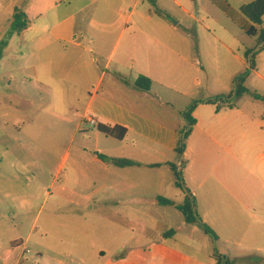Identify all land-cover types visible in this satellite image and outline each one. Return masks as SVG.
<instances>
[{"label":"rangeland","instance_id":"rangeland-1","mask_svg":"<svg viewBox=\"0 0 264 264\" xmlns=\"http://www.w3.org/2000/svg\"><path fill=\"white\" fill-rule=\"evenodd\" d=\"M235 1L229 0L232 6L220 1L222 11L212 0L205 10L192 9L207 26L200 32V53L187 63L161 66L172 74L171 81L155 80L154 90L171 104L159 107L155 103V110L144 106L141 113L158 122H168L172 114L183 134L187 128L184 112L192 102L233 93L235 78L247 74V91L233 98L232 105L264 121V39H260L264 15L262 24L256 25L233 6L240 0ZM140 7L155 9L149 0H143ZM173 8L192 22L180 7ZM252 28L254 36L248 33ZM247 50L257 53L246 56ZM10 76H0L4 89L0 94V264L13 257L20 264H264V157H259V148L242 158L233 175L227 161V186L220 189L215 206L198 208L216 232L214 239L199 226L186 223L175 207L150 202L164 191L158 171H146L143 192H139L144 203L131 202L128 208L98 205L85 198L90 189L74 174L75 159L78 155L92 158L94 153L109 155L112 150L107 144H119L88 122L89 118L100 122L96 112L85 109L95 80L84 98L64 97L58 114L48 92L40 96L35 89L32 104L23 100L16 90L22 85L17 78L12 81L14 92L7 95L4 86ZM106 82L104 78L101 93ZM257 130L264 137V128ZM240 146L247 145L241 142ZM174 162L187 183L188 162L184 169L180 158ZM87 174H92L91 169ZM180 191L171 186L167 193L180 203V196L176 198ZM105 195L99 192L97 197ZM126 214L137 217L130 221ZM170 229L173 234L167 233Z\"/></svg>","mask_w":264,"mask_h":264},{"label":"crops","instance_id":"crops-1","mask_svg":"<svg viewBox=\"0 0 264 264\" xmlns=\"http://www.w3.org/2000/svg\"><path fill=\"white\" fill-rule=\"evenodd\" d=\"M142 1L0 0V76L7 78V73L11 74L4 86L7 95L15 90L14 78L19 79L22 85L16 90L30 104L34 102L35 89L40 96L50 93L56 106L53 111L58 114V105H64V97L84 98L90 83L96 81L85 109L97 113L100 120L97 126H120L127 131L122 140L99 132L119 143L107 144L112 153L100 156L127 159L135 164L120 167L102 161L97 153L92 158L78 155L72 169L89 186L86 199L98 205L111 203L128 208L131 202L144 203L139 192H143L146 171H158L162 176L159 184H165L164 191L153 202L149 201L173 206L156 202L158 197H163L179 205L185 199V191L176 194V198H181L180 203L167 192L171 186L180 188L171 167L180 158L182 169L188 162L187 183H184L195 197L197 211L199 206L207 210L215 206L220 189L227 186V161L233 175L242 158L249 157L254 149L259 148V157H264V137L257 134L258 127L264 128V121L258 122L236 105L200 103L192 111L195 124L185 140L184 153L179 155L175 144L183 134L178 131L172 114L168 122H158L141 113V107L153 106L155 110L158 109L155 103L159 107L170 106L154 90V81H171L168 77L172 74L162 65L173 61L187 63L192 55L200 53V32L207 26L191 11L195 6L205 10L211 0H149L155 8L153 11L141 8ZM212 1L222 11L220 1L224 0ZM252 1L240 0L233 6L241 12V6ZM174 5L192 22L176 14ZM17 11L24 15L19 21L28 22L20 31L13 30ZM140 77L149 80L144 82L146 87L137 85ZM104 78L107 82L101 93ZM3 90L0 85V94ZM241 142L247 146L242 148ZM90 169L91 175L87 174ZM259 175L257 181L262 182ZM99 192L106 194L104 198L97 197ZM134 192L137 195L131 198ZM126 216L130 221L137 217ZM199 216L207 223L205 215ZM2 264L20 263L13 257Z\"/></svg>","mask_w":264,"mask_h":264},{"label":"trees","instance_id":"trees-1","mask_svg":"<svg viewBox=\"0 0 264 264\" xmlns=\"http://www.w3.org/2000/svg\"><path fill=\"white\" fill-rule=\"evenodd\" d=\"M241 12L248 17L254 24L256 25H261L262 24V17L264 15V0H254L250 3L244 4L241 6ZM20 18H24V15L22 12H15L14 14V22H13V30L14 31H20L23 27L28 25V22H20ZM249 34L251 35H256V31L254 28L250 29L248 31ZM260 39H264V35L260 36ZM257 53L255 50H247L246 51V56H249L250 54L254 55ZM251 66H253L252 61L250 60ZM246 75L247 74H242L240 76H237L235 78V90L233 93L228 94L227 96H214L211 98H207L205 100H198L192 102L184 112V117L187 121V128L183 135L178 139L177 143L175 144V151L179 154L182 155L185 151V140L188 137L190 131L192 130L193 125L195 124V119L192 118L191 114L192 111L195 109V107L200 104V103H209V104H217L220 106V104H223L227 102L229 105H232L233 103V98H237L242 96L247 89L244 87V82L246 80ZM146 83L149 82L147 78L140 77L137 81L138 86H145L144 82ZM98 129L100 132L103 134L112 137L117 140H122L126 136V129L122 128L120 126H105V125H99ZM98 157L102 161H109L112 162L113 164L124 167V166H131L134 165L135 162L127 159H117V158H110V157H105V156H100ZM175 178H176V185L180 188H182L185 193V199L183 203L181 204H175L169 199L163 198V197H158L156 202L158 204L162 205H173L176 207L177 210H179L186 223L188 224H193L199 226L207 235L210 237L217 239V235L214 232V230L207 224L205 223L202 218L199 216L198 211H197V204L195 197L192 195V193L185 187V183L182 177V171L177 168L176 165H171ZM182 167V164H181ZM180 167V168H181ZM168 234H173V230H170Z\"/></svg>","mask_w":264,"mask_h":264},{"label":"built area","instance_id":"built-area-1","mask_svg":"<svg viewBox=\"0 0 264 264\" xmlns=\"http://www.w3.org/2000/svg\"><path fill=\"white\" fill-rule=\"evenodd\" d=\"M89 123L92 125V126H96L97 125V122L94 120V119H90L88 120Z\"/></svg>","mask_w":264,"mask_h":264}]
</instances>
